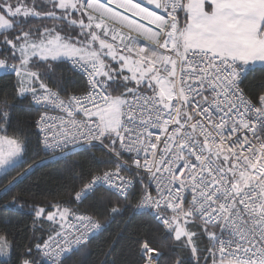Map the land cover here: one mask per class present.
<instances>
[{"label": "built area", "instance_id": "built-area-1", "mask_svg": "<svg viewBox=\"0 0 264 264\" xmlns=\"http://www.w3.org/2000/svg\"><path fill=\"white\" fill-rule=\"evenodd\" d=\"M185 5L186 0H165L163 10L140 5L163 21L160 26L134 18L147 29L143 36L97 15L99 7L116 8L114 0H79L80 10L97 19V29L106 22L136 40L133 53L139 61L151 50L167 56L170 63L161 66L159 84L169 80L173 87L169 95L152 87L130 94L120 110L118 129L110 134L95 114L108 108L113 96L98 68L72 59L69 66L84 78V92L65 97L36 78L31 103L38 112L41 149L45 160H53L96 146L118 161L119 167L95 175L79 190L76 201L98 189L127 199L136 181L124 170L140 173L148 189L136 215H149L171 234L177 223L185 228L187 217L216 228L212 264H264V104L254 103L242 88L252 67L206 50L179 53L171 46ZM0 74L34 77L1 60ZM184 105L190 110L187 116H182ZM103 229L97 219L75 214L39 246V254L46 264H60Z\"/></svg>", "mask_w": 264, "mask_h": 264}, {"label": "trees", "instance_id": "trees-1", "mask_svg": "<svg viewBox=\"0 0 264 264\" xmlns=\"http://www.w3.org/2000/svg\"><path fill=\"white\" fill-rule=\"evenodd\" d=\"M17 6L25 11L30 8L35 15L11 16L7 8ZM0 16L10 25L0 30V60L34 75L0 74V136L14 140L22 150V162L0 175V264H46L38 248L58 232L59 226L49 217L59 209L68 211L71 217L91 216L104 227L97 237L60 264H147L140 255L144 244L159 254L157 264H212L209 255L218 238L216 228L187 217V236L177 240L149 215H136L138 201L148 189L140 173L124 170L136 181V188L127 199L98 189L80 202L75 200L79 190L95 175L119 167L107 151L89 146L45 160L35 127L38 112L31 103V89L38 87L36 78L65 97L84 92L86 83L70 68L69 61L33 57L24 64L19 48L25 42L42 41L48 36H60L76 45L79 38L88 35V21L78 12L60 10L51 0H0ZM90 29L98 30L95 26ZM107 65L109 74L101 79L114 99L126 100L134 90L157 89L156 84L133 82L117 63L108 61ZM242 88L254 103L264 104V67L253 68ZM115 150L118 152V147ZM217 162L228 170L223 160Z\"/></svg>", "mask_w": 264, "mask_h": 264}, {"label": "rangeland", "instance_id": "rangeland-1", "mask_svg": "<svg viewBox=\"0 0 264 264\" xmlns=\"http://www.w3.org/2000/svg\"><path fill=\"white\" fill-rule=\"evenodd\" d=\"M51 1L56 2L60 10H64L66 12H69L70 14H72L73 12L80 13V15H82L88 21L90 28H93L98 22L97 19L91 20L89 16L80 12L81 10H79L78 0ZM7 12L11 16H18L21 14L23 16L30 17L31 15H35L34 10H30V8H27L25 11L22 6H17L15 9L7 8ZM102 23L105 28H109L119 35L123 34L127 36L125 32L118 30L112 25L110 26L106 22ZM0 27V30H5L10 27L7 20L3 16H0ZM90 28L87 30L88 35L79 38V42L76 45L71 44L60 36H54L53 38H50V36H48L45 40L42 41H28L23 43L19 48V51L23 53L24 60H27L24 64L28 63V61L33 57H38L39 59L50 61H65L71 57H78L85 63L98 68L99 76L101 77L106 76V74L108 76L109 74L106 68L108 61L117 63L119 65V70L127 72L130 79L138 85L147 83L150 79L154 81L155 77L160 78L161 76H164V73L161 70V66L170 63V59L167 56L161 53H155L152 56L154 58V60L152 61V67L149 64L151 61L147 63L146 58L143 61H139L134 55V51L132 52L128 47L125 46L122 41H119L118 39H116V37L107 33L105 28L102 30L98 29L96 31H90ZM103 37H107L111 42L116 43L119 48L112 47L111 44L104 42ZM150 72L154 74L151 75L152 73ZM167 84L173 87L172 83L169 80H167ZM29 86L32 87V84L29 83ZM36 90L37 88H32L31 92L34 93ZM163 90L164 89H162V91ZM166 93L169 95L170 91H167ZM124 102L125 99L116 98L108 108L103 111H98L95 114L102 120L105 129L110 134H114L118 129L119 114ZM189 113L190 110L188 109L187 105H184L182 116H187L189 115ZM21 162L22 150L20 146L18 144L7 142L6 140L0 141V175ZM70 217L71 216L69 215L68 211L59 209L55 211L49 217V219L57 226H61L66 223ZM174 229V237L177 240L187 236L185 228L180 226L179 223L174 225ZM146 263L149 264L148 258L146 259Z\"/></svg>", "mask_w": 264, "mask_h": 264}, {"label": "crops", "instance_id": "crops-1", "mask_svg": "<svg viewBox=\"0 0 264 264\" xmlns=\"http://www.w3.org/2000/svg\"><path fill=\"white\" fill-rule=\"evenodd\" d=\"M137 2L157 10H163L165 5V0ZM104 28L103 26L101 30ZM105 29L107 33L122 41L129 50L134 51L137 43L134 38L119 35L109 28ZM170 44L179 53L189 49H201L252 68L264 67V0H186L179 21L173 28ZM155 53L158 52L151 50L146 56V61H151V66ZM75 58L80 59L71 57L65 61ZM26 61L23 60L24 63ZM162 77H155L154 81L150 79L147 85L156 84L157 88L161 91L164 89V92L170 90L172 87L168 84H159ZM1 139L17 144L3 136H0V141Z\"/></svg>", "mask_w": 264, "mask_h": 264}, {"label": "bare ground", "instance_id": "bare-ground-1", "mask_svg": "<svg viewBox=\"0 0 264 264\" xmlns=\"http://www.w3.org/2000/svg\"><path fill=\"white\" fill-rule=\"evenodd\" d=\"M116 8L99 7L96 9L98 16L102 17L108 22H111L122 29L131 30L140 35H147V29L136 19L137 16L156 22L160 26L163 21L154 16L151 11L145 10L139 4L132 3L128 0H114ZM146 258L149 259V264H155L156 260L150 258L149 251L146 253Z\"/></svg>", "mask_w": 264, "mask_h": 264}, {"label": "water", "instance_id": "water-1", "mask_svg": "<svg viewBox=\"0 0 264 264\" xmlns=\"http://www.w3.org/2000/svg\"><path fill=\"white\" fill-rule=\"evenodd\" d=\"M131 1H132V2L135 1L134 3L139 4V5H141V6L145 7V8H147V9H153V8H151V7L146 6L145 4H142L141 2H137V0H131ZM147 251H149V256H150V258H153V259H155L156 261L158 260V258H159V254H158L157 252H155V251H151V250L149 249V247H148L147 244H144L143 247H142V249H141V252H140L141 257H143L144 259H147V258H146V253H147Z\"/></svg>", "mask_w": 264, "mask_h": 264}]
</instances>
